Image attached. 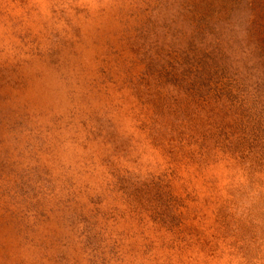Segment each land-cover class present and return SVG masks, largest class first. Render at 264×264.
Masks as SVG:
<instances>
[{
	"label": "rangeland",
	"instance_id": "1",
	"mask_svg": "<svg viewBox=\"0 0 264 264\" xmlns=\"http://www.w3.org/2000/svg\"><path fill=\"white\" fill-rule=\"evenodd\" d=\"M249 1L0 0V264H264Z\"/></svg>",
	"mask_w": 264,
	"mask_h": 264
},
{
	"label": "trees",
	"instance_id": "2",
	"mask_svg": "<svg viewBox=\"0 0 264 264\" xmlns=\"http://www.w3.org/2000/svg\"><path fill=\"white\" fill-rule=\"evenodd\" d=\"M258 0H250L249 4L253 5V2H256ZM259 5L261 6V2L258 1ZM264 7V6H263ZM250 23L253 25L254 28V35H255V39H254V46L257 47L255 49H258L259 54L257 55V60L258 63L259 62V55H262V59L264 60V18L260 19L258 17V15L256 14H252L251 15V19H250ZM206 55H208L207 53H205ZM213 70V69H211ZM255 70V76H254V83L251 87L250 90L245 91V95H249L251 93L256 94V95H264V71H262L259 68L254 69ZM206 71V70H205ZM207 73V72H206ZM203 78H207V77H203ZM220 80H226V81H234L235 78L230 77V76H222V78Z\"/></svg>",
	"mask_w": 264,
	"mask_h": 264
}]
</instances>
